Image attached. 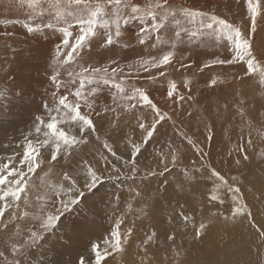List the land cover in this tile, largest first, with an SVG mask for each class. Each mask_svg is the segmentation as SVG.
Listing matches in <instances>:
<instances>
[{"label":"snow or ice","instance_id":"6c2138e0","mask_svg":"<svg viewBox=\"0 0 264 264\" xmlns=\"http://www.w3.org/2000/svg\"><path fill=\"white\" fill-rule=\"evenodd\" d=\"M16 3L25 11L26 19L33 22L25 25L30 32L38 30L40 25L35 23L37 20L46 22L48 27L75 25L79 31L73 35L69 27H63V38L54 49L55 69L50 76V81L56 87L52 93L53 103L49 105L44 102L45 115L35 116L33 130L24 137L21 158L17 161L18 153H13L7 157L6 162L0 163V264H32L29 251L42 244L44 234L58 226L63 214L71 210L70 206L81 202L85 194L84 189L91 191L102 183L105 173L114 172L117 175L130 176L133 180L140 174L149 178L171 173L177 162L182 160L180 148L173 147L171 143L169 152L161 155L156 169L148 167L142 173L139 159L154 142L159 128L164 127L166 123L173 125L177 135L193 149L199 159L198 166L196 160L191 161L192 175H189V169H184L185 178L191 183L195 179V173H201L203 179V171L210 172L207 179L212 182L213 190L209 195V202L216 205L230 202V214L218 211L213 215H219L233 226L238 222L247 221L257 235L259 264H264V224L258 225L255 222L237 178L221 174L210 163L211 154L206 148L213 139L212 126L205 125L207 135L205 142L201 144L177 128L172 115L163 111L150 97L152 86L158 79L167 78V66L175 59V50L185 43H202L207 39H213L217 46L226 47L229 55H214L203 63L199 71L211 67L227 68L243 62L246 71L239 79L257 75L259 84L264 86V63L254 54L253 41L249 38L250 33L257 31L258 18L264 20V0H244L249 21L248 30H242L240 26L217 15L213 10L204 11L184 4H172L169 0H147L143 6L134 4L132 0H16ZM145 17L150 18L151 23L147 29L141 27L139 42L144 44L145 37L150 36L153 39V48L168 47L169 51L160 57H141L127 65H121L116 60L97 65L86 59L91 52L94 38L102 35L100 46L111 47L121 37V21L127 23L130 18ZM168 30L173 32L171 39L165 38ZM0 35L8 37L12 33L0 32ZM221 40L225 41L224 45H221ZM189 66L181 64L182 68ZM142 73L147 75L143 76ZM64 74L67 76L66 80L61 78ZM141 79L146 81L148 86H139L137 81ZM225 82L220 77H213L207 87ZM190 83V80L185 79L184 87L189 93L186 96L178 90L174 80H168L166 97L161 103L174 106L192 100ZM61 90L63 94H59ZM106 90L110 92L111 103H98L100 95ZM20 94L19 91L16 92V95ZM9 99L10 90L0 89V102ZM3 107L6 108L7 105L3 104ZM223 111L225 114L229 111L227 103L223 105ZM233 112V118H239L241 123L248 127L246 142L238 143L227 153L228 158L239 167L251 160L248 149L254 147L253 131L259 132L261 140H264V132L255 128L243 100L237 101ZM149 115L150 121L147 120ZM103 120H108L110 129L117 134L122 123L130 124L135 121L140 130L139 139L127 134L123 138L130 149L129 156L118 154L115 150L116 141L110 143L109 138L101 141L97 122ZM93 140L102 143V149L90 150L77 158L76 154ZM88 155H91V160L86 158ZM259 155L264 160V151ZM205 160L209 162L205 163ZM61 161L73 170L63 171L59 181H48L45 184L44 177L49 176ZM37 169L43 173L39 179L44 194L37 196V204L29 212L22 208L27 209L30 206L27 190L36 187L33 177L38 175ZM77 177L82 178L83 185ZM167 184L168 181L165 180L164 186ZM135 196H141L138 189L135 190ZM115 201L118 206V196ZM177 215L184 222L185 232L187 226L191 225L193 241H202L214 222H197L195 214L189 215L183 211ZM24 221H28L30 226L22 227ZM123 222V219H118L109 236L103 240V247L99 243H93L92 257L87 261L80 257L78 264H107L109 257L115 259L114 254L122 256L133 236L131 227L127 228L126 232L121 231ZM156 235V232L152 231L137 244V248L143 253L140 264H146L149 246L156 243ZM167 241L176 264H180L182 242L177 245L175 233L168 235Z\"/></svg>","mask_w":264,"mask_h":264},{"label":"rangeland","instance_id":"374dc122","mask_svg":"<svg viewBox=\"0 0 264 264\" xmlns=\"http://www.w3.org/2000/svg\"><path fill=\"white\" fill-rule=\"evenodd\" d=\"M132 2L143 6L147 0H132ZM169 2L184 4L204 11L213 10L217 15L240 26L242 30L249 28L244 0H239V2L237 0H169ZM5 21L7 22L5 23ZM29 23L33 22L26 19L25 11L17 6L16 0H0V32L12 33L8 37L0 35V89L10 90V99L0 102V163L6 162L7 157L13 153H18L17 161L21 158L24 137L30 130H33L35 116L45 115L44 102L49 105L53 103L52 93L56 87L50 81V76L55 69L54 49L63 38V27H69V31L73 32V35L79 31L75 25L48 27L46 22L42 23L37 20L35 23L40 25L38 30L30 32L25 26ZM150 23L151 20L148 17L130 18L127 23L121 21L122 31L119 40L111 47L102 48L100 44L103 36H97L94 38L91 52L86 59L97 65L108 64L111 60H116L121 65H127L141 57H160L170 49L159 46L153 48V39L150 36L145 37L144 44L139 42L141 27L147 29ZM172 36V30L165 33L166 39H171ZM249 38L253 41L254 54L261 63H264V20L258 18L257 31L250 33ZM224 44L225 41L221 40V45ZM220 54L229 55L226 47L217 46L213 39H207L202 43H185L178 47L175 50V59L170 66H167V78L158 79V82L152 86L150 97L163 111L172 115L177 128L200 141L201 144L205 142L207 135L205 125L212 126L213 139L206 148V151L211 154L212 167L219 170L221 174L237 178L245 200L253 204L251 211L255 222H264V190L250 185L253 177L262 176L264 179V160L259 155L261 151H264V140L259 138V132L253 131L254 147L248 149L251 160L242 166L237 167L233 160L227 156L229 150L234 149L238 143L246 142L248 138L246 124L241 123L239 118H233V106L238 100L245 102V107L254 121L255 128L264 132V108L259 112L260 118L263 117V121H261L256 115L255 107L257 103L255 101L259 98H261V102H258L264 107V86L259 84L257 75L239 79L244 76L246 71V65L243 62L227 68L211 67L199 71L205 61ZM192 61L195 63H191ZM181 64L190 66L182 68ZM125 70L127 71V69ZM61 72L63 73V69ZM142 75L146 76L147 73H142ZM213 77H220L226 82L207 87ZM61 78L67 79L66 74ZM185 79L191 81L192 100L182 102V104L177 103L174 106L161 103L166 97L168 80H174L178 90L187 96L189 93L184 87ZM117 82H119V78H117ZM137 83L141 87L148 86L147 82L142 79ZM17 91L21 94L16 95ZM59 94H63V90ZM97 102L111 103L110 92L107 90L103 92ZM225 103L229 106V111L226 114L223 111ZM3 104H6L7 107H3ZM150 119L151 116H147V120L150 121ZM109 123L108 120L97 122L101 141L105 138H109L110 143L113 140L116 141L115 150L118 154L129 156L130 149L126 146L123 138L127 134L134 139H139L140 130L136 127L135 121L130 124L122 123L118 134L110 129ZM170 143L173 147L180 148L182 156V160L177 162L171 173L149 178L140 174L134 180L130 176L117 175L114 172L105 173L102 183L91 191L84 189L85 194L81 202L78 205L70 206L71 210L63 214L58 226L44 234L42 244L29 251L32 264H78L80 257H84L86 261L89 260L93 255L92 244L99 243L103 247V240L109 236L118 219L124 221L121 225L122 232H126L129 227L133 228L132 242L127 251L130 254L135 252L138 261L141 260L143 253L139 251L137 244H140L148 234L155 231L157 234L156 243L149 246V258L146 260V264H167L162 255L170 252L167 236L172 233L176 234L177 245L179 241L182 242V248L186 251L182 253L184 255L189 253L190 263L197 264L199 251L195 246L207 236L202 241H193L191 225L187 226V232H185L184 222L177 214L183 211L189 215L195 214L197 222L208 221L209 215L218 211L230 214V202H226L224 205L209 202V195L213 190L212 182L207 179L210 172L203 171V179L201 173H195V179L191 183L185 178L184 169H189V175H192L191 161L196 160L198 166L199 159L193 149L177 135L176 129L171 123H166L164 127L159 128L154 142L149 145L143 156L139 157L142 173L148 167L156 169L161 155L169 152ZM18 144L19 147H17ZM93 149L101 150L102 143L93 140L76 156L78 158ZM233 156H235L234 152ZM86 158L91 160L92 157L88 155ZM208 162L205 160V163ZM44 170L47 171L46 166H44ZM72 170L61 161V164L54 167L49 176L44 177V182L45 184L48 181L57 182L63 171ZM37 173L38 175L33 177L36 187L27 190L30 206L27 209L22 208V210L31 212L33 206L37 204V196L44 194L39 179L43 173L40 169H37ZM77 178L83 185L82 178ZM165 180L168 181L166 187L164 186ZM137 189L141 193L139 197L135 196ZM167 189H172L173 194L168 203L161 201L165 198L163 193ZM221 194H223V190H221ZM117 196L119 197L118 206L115 201ZM57 207H59V202H57ZM142 209L145 210L142 211ZM54 211L55 209H53ZM7 214L6 212L5 215L7 216ZM29 226L28 221L22 222V227ZM237 236L238 232H235L234 235L230 231L218 241L222 244L229 243ZM117 258L118 256H115V259L109 257L107 264H116Z\"/></svg>","mask_w":264,"mask_h":264},{"label":"bare ground","instance_id":"6f19581e","mask_svg":"<svg viewBox=\"0 0 264 264\" xmlns=\"http://www.w3.org/2000/svg\"><path fill=\"white\" fill-rule=\"evenodd\" d=\"M258 101L261 102V98L255 101L257 102L255 104L257 110L256 115L259 116V112H261V109L264 107ZM262 118H260L259 116L258 119L263 121ZM250 185L256 186V188L264 190L263 177L262 176L253 177L250 182ZM171 190L172 189H167V191L163 193V196H165V198L161 199V201H164L166 203L169 202L170 198L173 195ZM248 204L250 205L251 209H253V204L250 201L248 202ZM220 218L221 217L219 215L218 216L211 214L209 215L208 221H214V222L211 223V226L208 228L207 237L202 242H200L195 246V248L199 251V255H198L199 262L196 263L197 264H259V256L256 250L258 245V240L255 229L250 227L247 221L238 222L235 224V226H233L230 222H225ZM256 223L258 225L264 224V222H256ZM230 231H232L234 235L235 232H238L237 238L229 243H225V244L220 243L218 240L223 235H225ZM180 244L181 243L179 241L178 245ZM130 251H132V248H130ZM182 252L184 253L186 251L183 248H181V256L179 257L180 263L191 264L189 253L187 252L184 255ZM115 256H118L117 260L115 261L116 264H140V261H138V259L136 258L135 252H131L130 254L128 253V251H126L122 256L121 255H115ZM162 257L164 258L167 257L164 259V262L166 261L167 264H176V261L173 258L171 250L170 252H166L165 255H162Z\"/></svg>","mask_w":264,"mask_h":264}]
</instances>
